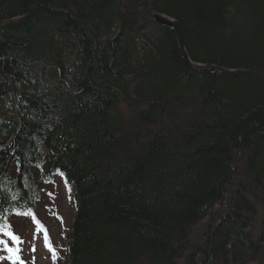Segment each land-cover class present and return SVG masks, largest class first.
<instances>
[{
  "label": "trees",
  "instance_id": "trees-1",
  "mask_svg": "<svg viewBox=\"0 0 264 264\" xmlns=\"http://www.w3.org/2000/svg\"><path fill=\"white\" fill-rule=\"evenodd\" d=\"M58 173L61 264H264V0H0V225Z\"/></svg>",
  "mask_w": 264,
  "mask_h": 264
},
{
  "label": "rangeland",
  "instance_id": "rangeland-1",
  "mask_svg": "<svg viewBox=\"0 0 264 264\" xmlns=\"http://www.w3.org/2000/svg\"><path fill=\"white\" fill-rule=\"evenodd\" d=\"M38 191L40 199L36 203L33 213L35 214V219L48 230L52 246L57 250L58 259L55 264H61L64 254V248L61 245V234L75 211L71 188L60 176L55 175L54 179L49 182L39 181ZM49 193H52V195L49 196ZM9 225L11 226V231L23 238H21L24 243L20 245L22 249L20 255L26 261V264H32L33 257L35 258V264H53L51 252L44 244L43 233L41 232L36 240L32 239L36 231V224L33 222L32 215H23L20 218L11 216L6 219L3 225L5 231L8 230ZM202 228L203 226L201 225L193 230V240L198 238ZM33 243L36 245L35 252L31 251ZM0 255H7V253H0ZM7 263L8 261H2L0 264Z\"/></svg>",
  "mask_w": 264,
  "mask_h": 264
},
{
  "label": "snow or ice",
  "instance_id": "snow-or-ice-1",
  "mask_svg": "<svg viewBox=\"0 0 264 264\" xmlns=\"http://www.w3.org/2000/svg\"><path fill=\"white\" fill-rule=\"evenodd\" d=\"M70 191V189H69ZM52 193H49L51 196ZM17 215H32L33 222L36 224V231L33 235V240H36L39 234L43 233V239L45 246L51 252L53 264L58 259L57 250L52 246L50 241L48 230L38 221L35 219V214L29 210V212L25 213H17ZM11 226H8V230L5 231L4 226L0 225V253H7V255H0V261H8L9 264H26V261L21 258V247L24 241L13 231L10 230ZM36 245L33 243L31 245V251L35 252ZM32 264H35V258L32 259Z\"/></svg>",
  "mask_w": 264,
  "mask_h": 264
},
{
  "label": "water",
  "instance_id": "water-1",
  "mask_svg": "<svg viewBox=\"0 0 264 264\" xmlns=\"http://www.w3.org/2000/svg\"><path fill=\"white\" fill-rule=\"evenodd\" d=\"M154 19H155L158 23H160V24H162V25H166V26H171V25H172V21H171V19L166 18V17H164V16H161V15H159V14H155Z\"/></svg>",
  "mask_w": 264,
  "mask_h": 264
}]
</instances>
